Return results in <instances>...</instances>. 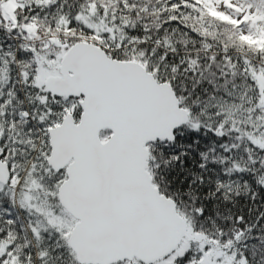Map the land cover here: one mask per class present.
<instances>
[{"label": "snow or ice", "instance_id": "6c2138e0", "mask_svg": "<svg viewBox=\"0 0 264 264\" xmlns=\"http://www.w3.org/2000/svg\"><path fill=\"white\" fill-rule=\"evenodd\" d=\"M0 264H264V0H0Z\"/></svg>", "mask_w": 264, "mask_h": 264}]
</instances>
